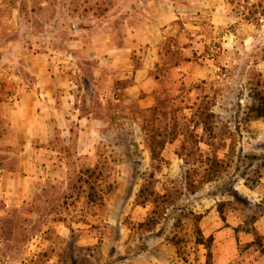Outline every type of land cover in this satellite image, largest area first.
<instances>
[{"label": "rangeland", "instance_id": "374dc122", "mask_svg": "<svg viewBox=\"0 0 264 264\" xmlns=\"http://www.w3.org/2000/svg\"><path fill=\"white\" fill-rule=\"evenodd\" d=\"M159 1L168 19L146 16L144 0H0V94L14 103L43 70L68 84L73 107L92 114L81 125L93 128L81 134L72 118L70 134L39 143L17 140L0 119V264H205L190 212L213 236L212 264H264L255 247L238 250L255 238L245 228L264 248L253 208L264 191V120L245 121L251 77H264L261 8L245 20L259 0ZM151 45L155 66L135 82ZM145 96L158 98L151 122L166 140L153 162L136 118ZM206 106L208 132L196 113ZM95 163L116 183L102 201L79 182ZM143 183L145 206L135 204ZM147 217L149 232L138 225Z\"/></svg>", "mask_w": 264, "mask_h": 264}, {"label": "crops", "instance_id": "0c3cea01", "mask_svg": "<svg viewBox=\"0 0 264 264\" xmlns=\"http://www.w3.org/2000/svg\"><path fill=\"white\" fill-rule=\"evenodd\" d=\"M143 4L145 7L143 12L146 16L159 20L168 19L167 6L161 1L144 0ZM157 54L158 47L152 45L148 47V57L139 67L135 68V82H140L150 75V70L156 63ZM42 71L40 70L41 74H38L39 71L31 72L35 77L31 84H28L29 86L22 84L20 97L14 103L11 104L8 98L0 94V119L8 121L11 134L17 136V140L31 142L35 139L39 143H49L57 129H61L62 134H70V127L67 123L69 119L76 118L81 127L79 132L90 135L93 128L83 127L81 122L91 120L92 114L83 113L79 108L73 107L77 98H74L73 92L68 90L67 83L45 81ZM144 85L145 82L138 85L133 84L130 91L133 92L136 86L143 88ZM136 98L139 107L143 109L151 108L155 102L151 96ZM218 263L221 264V262ZM147 264H156V262L148 260Z\"/></svg>", "mask_w": 264, "mask_h": 264}, {"label": "trees", "instance_id": "16d2710c", "mask_svg": "<svg viewBox=\"0 0 264 264\" xmlns=\"http://www.w3.org/2000/svg\"><path fill=\"white\" fill-rule=\"evenodd\" d=\"M236 1V5H239L240 0H227L229 4L234 3ZM244 3H247V0L243 1ZM240 6V5H239ZM258 8H261V13H259L260 16L264 15V0H259L257 4H251L250 10H248L247 16H245V20L249 21L250 18L258 13ZM258 20V17L256 18ZM258 22V21H257ZM217 48H219V45L217 44ZM261 60H264V48L261 52ZM120 83V80L115 81V84ZM248 90H247V105L245 108V121H255V120H264V77L260 72L255 71L251 77V80L248 84ZM116 95L114 96V99L116 100ZM155 100L158 98L155 97ZM153 105L149 109H143L138 106L136 103V113L139 115L136 118L139 120L138 126L141 130L144 142L147 147V151L149 153L150 160L153 162L157 160L160 156V151L163 148L166 140L164 139L165 136L162 134L160 129L158 127H155L151 122V117L154 115L157 111L160 110L158 107V104ZM150 113L148 117H146V114ZM196 113L200 117V123L202 125V129L204 132H208V130L211 128L209 121L210 118L213 116L212 111H210V108L206 106L205 108H199V111L197 110ZM196 115V114H195ZM134 147V150L131 157V165L133 168H135V163L139 164V157H140V150L138 149V146L136 143L131 145ZM179 157H182L181 154H179ZM138 161V162H137ZM108 166L105 164L98 165L97 163L91 164L87 166L81 173L79 182L86 185V188L88 189L87 198L91 201H94L95 198L92 196L96 192L99 193V196L97 199L102 201V194L105 195H111L116 187V183L114 181L109 182L110 173L106 172V169ZM109 169H112L110 167ZM103 185L105 186L103 187ZM145 185L142 184L141 188L139 189L138 193L136 194L135 198V204L136 205H142L145 206L150 202V199L146 196V190L144 189ZM98 189V191H97ZM152 195V194H151ZM254 210H258V216L264 215V191L263 196L260 201V203L254 205ZM189 215L191 216V219L194 224H196V234H195V243L197 245H202L205 250V264H212V245H213V236L204 237L201 230L198 228L197 224L199 223L200 219L202 218L201 214H193V212H190ZM255 219V218H254ZM247 223V222H246ZM156 224V221L154 218L147 217L145 221L139 223L138 225L140 227H144V231H151L154 228V225ZM238 228L234 229V232H238ZM242 231L247 233H252L254 235V240L251 242H247L244 245L238 244V250H239V256L242 255L245 251H247L251 247H255V249L259 250L264 255V248L261 243V238L259 234L256 233L251 228H245L242 229ZM177 242L175 241L174 244ZM176 248L177 254H180L179 247L174 246ZM251 264V263H249Z\"/></svg>", "mask_w": 264, "mask_h": 264}]
</instances>
